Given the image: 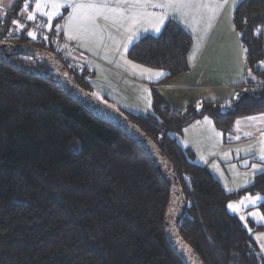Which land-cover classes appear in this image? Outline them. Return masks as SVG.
Segmentation results:
<instances>
[{
    "label": "trees",
    "instance_id": "obj_1",
    "mask_svg": "<svg viewBox=\"0 0 264 264\" xmlns=\"http://www.w3.org/2000/svg\"><path fill=\"white\" fill-rule=\"evenodd\" d=\"M32 1L25 7L26 0H14L0 22L1 32ZM232 22L246 62L245 82L235 97L177 110L153 92L150 112L121 113L173 167L186 201L176 228L203 263L264 264L251 232L227 210L235 193L226 192L174 137L208 117L227 142L237 118L264 113V0H241ZM54 31L13 43L58 55ZM191 41L183 27L167 19L157 34L137 38L126 56L166 71L169 78L188 68ZM58 56L88 91L87 73ZM11 57L48 68L31 56ZM241 193L261 195L264 215V172L236 194ZM168 197L150 159L120 129L89 113L55 82L0 61V264H183L164 234ZM250 225L252 231L264 230V221Z\"/></svg>",
    "mask_w": 264,
    "mask_h": 264
},
{
    "label": "crops",
    "instance_id": "obj_2",
    "mask_svg": "<svg viewBox=\"0 0 264 264\" xmlns=\"http://www.w3.org/2000/svg\"><path fill=\"white\" fill-rule=\"evenodd\" d=\"M13 2L0 0V14ZM59 2L64 6L59 9L48 31H57V45L64 62L86 72L90 91L98 93L103 101L113 104L119 111L131 114L150 112L153 92L177 110L201 101L228 100L237 95L245 82V55L232 22V11L236 6H233L232 0H227V3L219 0L220 7H216V0H193L187 7L178 10L151 6L165 0H151L146 7L131 2L118 4L117 0ZM35 3L36 0H33L32 5L23 8L19 16L27 19L32 12L35 18L27 20L41 21L44 15L34 11ZM81 3L107 4L108 7L124 8L126 12L124 17H120L107 12L98 15L95 10L84 9L82 14L73 15L74 6ZM61 9L65 11L61 12ZM42 10L51 11V5H42ZM165 11L169 14L167 19L175 20L192 39L186 57L188 68L169 78H165L166 71L141 65L126 56L128 48L137 38L158 33L152 27L154 18L140 13L159 14ZM60 18H63L61 22ZM129 37L133 39L129 41ZM262 41L261 61H264V27ZM161 71L164 75L157 77L155 74ZM174 137L181 148L193 152L196 163L206 165L211 172L213 161L222 166L235 160V150H241L240 154L244 150V156L250 158L256 155L255 147H260L264 141V113L237 118L227 142H223L221 132L208 117L189 123ZM238 158L242 156L238 155Z\"/></svg>",
    "mask_w": 264,
    "mask_h": 264
},
{
    "label": "water",
    "instance_id": "obj_3",
    "mask_svg": "<svg viewBox=\"0 0 264 264\" xmlns=\"http://www.w3.org/2000/svg\"><path fill=\"white\" fill-rule=\"evenodd\" d=\"M14 54L31 56L37 61L42 60L48 64V68L19 63L11 57ZM0 61L8 63L19 72L55 82L89 113L116 126L141 148L168 187L169 197L163 224L168 245L183 264H204L195 250L186 243L177 231V223L186 207L185 197L173 167L154 141L139 130L119 110L100 101L80 87L55 53L27 44L0 42Z\"/></svg>",
    "mask_w": 264,
    "mask_h": 264
},
{
    "label": "rangeland",
    "instance_id": "obj_4",
    "mask_svg": "<svg viewBox=\"0 0 264 264\" xmlns=\"http://www.w3.org/2000/svg\"><path fill=\"white\" fill-rule=\"evenodd\" d=\"M7 8L8 7L2 9L3 11L1 10L2 13L0 14V22L2 24H4L3 23L4 22L3 15H4L5 10ZM60 11L64 12L65 9H61ZM54 20H55V16L52 17L51 20H49L48 16L44 15V18H42L41 21H38V20H36V21L39 22L42 25V27L44 29L46 28L48 31V29L51 28V26L49 27V25H51ZM13 21L19 22V20L17 18H14V20H12L11 23L8 21V27L6 30H4L2 32L0 30V41H1V43H4V42L5 43H8V42L13 43V42H17V40H20V39L30 41V37L34 38V36H30V35H29L30 36L29 38L23 36V32H25V30H27V29L25 27H24V29L22 27H20V25H22L20 22L18 24H14ZM12 24H14L16 26H14ZM20 28L23 31L20 33L19 36L16 37V32ZM46 29H45V31H46ZM12 31H13L14 36L11 35ZM27 32L28 33L29 32H33V33L35 32V34L39 33L38 31H34V30H30ZM17 33H19V32H17ZM52 38H54L55 42L58 43L57 39L55 37H52ZM58 55H60L62 58V53H61V51H59V49H58ZM88 91L91 95H93L94 97H96L100 101H103V99L99 96L98 93H95V92L92 93L90 91V89ZM103 102L115 108V106L113 104H110L106 101H103ZM115 109L118 110V108H115ZM120 112H123V111L120 110ZM245 117H247V116H245ZM261 143H260V147L259 146L255 147L257 149L256 150L257 152H256V155L253 156V158H250L248 156L247 157L244 156V154H245L244 150L242 151V154H240L241 150H235L234 149L235 150V152H234L235 153V160H231L229 162H226L222 166L217 165L215 162L216 160H215L212 162L210 167H211L212 174L221 182V184H223L224 190L226 192H234L235 193V196L227 202V205H226L227 210L230 213L236 215L239 218V220L241 221L242 225H244L247 228V230L249 232H251L254 240L256 241V244L258 247L257 248L258 252L264 257V230L263 229H256V230L252 231L250 229L251 223H261L262 222L260 219L262 213H261L259 206H258L261 199L256 200L254 203H252V202H249V198H254L257 196L261 197V195L250 194V193L236 194L237 190L242 189V188L250 185L253 181L255 174L257 172H259V171L253 170V167H252L253 165H257L261 169H264V161H262L260 158L262 153H264V141H262ZM243 145H245V144L243 143ZM238 155L242 156V158H238ZM245 161H247L248 163L245 164ZM229 204L234 205V207L229 208L228 207ZM249 213H257V215L252 216V215H249ZM241 217H244V219H241Z\"/></svg>",
    "mask_w": 264,
    "mask_h": 264
},
{
    "label": "snow or ice",
    "instance_id": "obj_5",
    "mask_svg": "<svg viewBox=\"0 0 264 264\" xmlns=\"http://www.w3.org/2000/svg\"><path fill=\"white\" fill-rule=\"evenodd\" d=\"M131 2L132 4H135V5H143V6H147L148 4L151 3V0H117V3H129ZM193 0H165V2L163 3H152L151 6L152 7H158V8H161V9H166L168 7H174L176 8L177 10L180 8V7H187L190 3H192ZM223 3H227V0H223ZM239 3V0H232V4L233 6L237 5ZM50 4L51 5V11H43L42 10V5H48ZM28 4H27V0H26V4H25V7H27ZM63 3L59 2V0H36V3H35V9L34 11L35 12H41L42 15H45V16H48L49 20L52 19L53 16H56L59 14V9L61 7H63ZM207 6V5H205ZM222 6V4L219 2V0H216V7H220ZM84 9H92V10H95L96 13L98 15H101V14H104V13H112L114 15H118L120 17H124V14L126 12V9L124 8H121V7H108L107 4H103V5H98V4H94V3H89V4H76L74 6V9H73V15H77V14H82V10ZM213 12L215 11V9H211ZM141 15H148L150 17H153L154 18V21L152 23V27L154 28V30L156 32H160L161 31V28L163 27L164 23H165V20L167 19L168 17V13L165 11V12H162V13H140ZM35 18V15L34 13L30 12L27 16V19L28 20H33ZM107 18V17H105ZM72 17L70 16L69 17V20L71 21ZM14 24H18L19 22L18 21H13ZM51 25H49L50 27ZM20 27H23V25H20ZM256 32L257 34H259L260 32V29L257 28L256 29ZM30 36H34L35 33L33 32H29L28 33ZM70 39L72 37H69ZM131 39H133V37H129V41H131ZM127 47V46H126ZM260 64L262 66H264V61H261ZM150 71V70H148ZM251 74V73H250ZM157 77L158 76H162L164 75V73L161 71V72H157L155 74ZM207 119V118H205ZM249 119H256L255 117H250ZM261 160L264 161V153H262L261 155ZM248 162L245 161V164H247ZM253 170L254 171H261V172H264V169H261L259 166L257 165H253ZM261 199L260 196H257V197H254V198H249V202H252L254 203L256 200H259ZM229 208H233L234 205L232 204H229L228 205ZM249 215H252V216H256L257 213H249ZM241 219H244V217H241ZM261 221H264V215H261L260 217Z\"/></svg>",
    "mask_w": 264,
    "mask_h": 264
},
{
    "label": "built area",
    "instance_id": "obj_6",
    "mask_svg": "<svg viewBox=\"0 0 264 264\" xmlns=\"http://www.w3.org/2000/svg\"><path fill=\"white\" fill-rule=\"evenodd\" d=\"M18 20H19V22L23 25V29H24V27L27 29V30H25V32H24V36L25 37H28L29 38V34H28V32L27 31H30V30H34V31H38L39 33H46V31H45V29L42 27V25L39 23V22H37V21H28L26 18H25V16H17L16 17ZM63 20V18H60L59 19V22H61ZM14 26H16V25H14ZM21 28L17 31V32H19V33H17L16 32V37L17 36H19L20 35V33H21ZM11 35H13V31L11 32ZM52 35L57 39L58 38V34H57V32L56 31H54V32H52ZM14 36V35H13Z\"/></svg>",
    "mask_w": 264,
    "mask_h": 264
}]
</instances>
